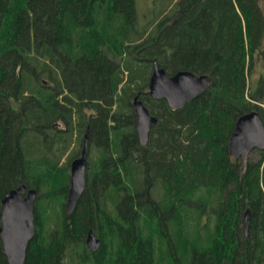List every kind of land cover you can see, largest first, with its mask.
<instances>
[{"label": "trees", "instance_id": "1", "mask_svg": "<svg viewBox=\"0 0 264 264\" xmlns=\"http://www.w3.org/2000/svg\"><path fill=\"white\" fill-rule=\"evenodd\" d=\"M257 59L264 0H168L147 21L136 0H0V205L21 183L37 191L24 264H264V148L245 164L228 149L240 115L264 123ZM154 62L211 84L172 110L148 92ZM137 94L158 119L146 144ZM85 132L68 214V148Z\"/></svg>", "mask_w": 264, "mask_h": 264}, {"label": "water", "instance_id": "2", "mask_svg": "<svg viewBox=\"0 0 264 264\" xmlns=\"http://www.w3.org/2000/svg\"><path fill=\"white\" fill-rule=\"evenodd\" d=\"M210 84L211 77L208 74L179 70L169 75L154 62L148 81V92L152 98H165L172 109H178L204 92ZM132 104L136 115V132L139 142L146 144L150 128L157 123L158 119L148 111L139 94L134 96ZM87 141L88 132H85L81 154L70 162V182L65 201V210L68 214L74 211L85 186ZM228 147L230 155L233 158L241 157L243 164L253 148L264 147V123L255 109L237 118ZM36 194L35 188H28L25 183H21L10 189L1 199L0 238L2 250L9 264H24L28 242L35 234L33 220ZM85 243L91 251H96L100 246V239L91 228L86 233Z\"/></svg>", "mask_w": 264, "mask_h": 264}, {"label": "rangeland", "instance_id": "3", "mask_svg": "<svg viewBox=\"0 0 264 264\" xmlns=\"http://www.w3.org/2000/svg\"><path fill=\"white\" fill-rule=\"evenodd\" d=\"M167 2H168V0H158V1H155V0H136V8H137V11L139 13L140 19L141 20L144 19L145 21H147L150 17L155 15V13L158 12V10L162 6H164ZM263 70H264V68H263L262 63L260 62L259 59H257L255 61V67H254L253 75L257 76L260 74V72H263ZM44 79L47 80V78H44ZM60 127L65 129V125L60 126ZM72 140L73 141L71 143V146H70V148H68V153H70L76 147L78 149L82 150L83 143L80 144V141L76 142V136L75 135L72 136ZM87 150H88V148H87ZM256 150L257 149H253L249 153V156L252 158V160H255L258 157V153ZM68 153H67V155H68ZM64 159H65V157H63L61 161H63Z\"/></svg>", "mask_w": 264, "mask_h": 264}, {"label": "bare ground", "instance_id": "4", "mask_svg": "<svg viewBox=\"0 0 264 264\" xmlns=\"http://www.w3.org/2000/svg\"><path fill=\"white\" fill-rule=\"evenodd\" d=\"M169 107H170V106H169ZM170 108H171V107H170ZM171 109H172V108H171ZM172 110H176V109H172ZM59 123H60V126H64L63 124H61V122H59ZM135 130H136V124H135ZM136 133H137V132H136ZM137 137H138V136H137ZM76 139H77V138H76ZM138 139H139V138H138ZM69 146H70V145H69ZM79 146H80V145H79ZM263 148H264V147H263ZM228 149H229V147H228ZM253 149H255V148H253ZM253 149H252V150H253ZM252 150H251V151H252ZM251 151H250V152H251ZM229 154H230V152H229ZM51 156H52V155H51ZM230 156H231V155H230ZM248 156H249V153H248V155H247V158H248ZM231 157H232V156H231ZM44 158H45V157H44ZM238 158H241V157H238ZM39 160H40V159H39ZM46 160H47V159H46ZM46 160H45V161H46ZM246 160H247V159H246ZM47 161H48V160H47ZM50 163H51V162H50ZM69 182H70V178H69ZM63 191H64V190H63Z\"/></svg>", "mask_w": 264, "mask_h": 264}, {"label": "flooded vegetation", "instance_id": "5", "mask_svg": "<svg viewBox=\"0 0 264 264\" xmlns=\"http://www.w3.org/2000/svg\"><path fill=\"white\" fill-rule=\"evenodd\" d=\"M82 143H83V141H82ZM81 154V150H80V153L78 154V155H76L74 158H76V157H78L79 155ZM88 156H89V154H88V150H87V158H88ZM74 158H72V159H74ZM71 159V160H72ZM88 160V159H87ZM71 162V161H70ZM87 164H88V161H87ZM69 167H70V163H69ZM86 169H87V167H86Z\"/></svg>", "mask_w": 264, "mask_h": 264}]
</instances>
